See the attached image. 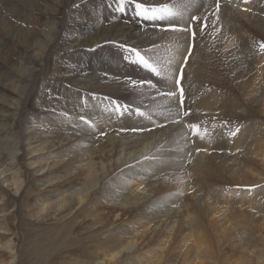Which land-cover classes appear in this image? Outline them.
<instances>
[{
    "label": "bare ground",
    "instance_id": "bare-ground-1",
    "mask_svg": "<svg viewBox=\"0 0 264 264\" xmlns=\"http://www.w3.org/2000/svg\"><path fill=\"white\" fill-rule=\"evenodd\" d=\"M157 2L171 3L172 10L184 20L193 14L208 17L203 30L206 35L196 30L201 35L193 44V53L185 66L186 79L181 85L190 88L186 96L192 101V122L200 124L203 140L195 136L186 139L185 121L168 122L176 112L173 101L147 87L132 88L126 84L129 76L118 79L116 72L97 74L108 64L101 65L103 60L94 48L112 42L147 48L159 35L169 43L155 51L166 57L162 59L164 63L169 60L168 53L175 55V62L168 68L174 66L176 70L181 53L186 54V35L154 32L162 31L168 21L143 22L130 8L121 13L117 0H2L5 11H0V264H19L20 233L11 219L18 210L22 211L19 224L32 230L39 222H55L56 236L45 242L47 253L76 245L75 232L86 226V221H90L91 233L104 230V234H111L94 241L99 242L98 246L112 239L117 243L96 249L85 264H121L123 259L129 264H201L204 259L208 261L203 264H264L259 258L264 251L259 245L264 243V219H256L254 214L264 207V53L257 54L259 46L252 41L264 42V0H220L219 19L208 14L214 11L215 0ZM77 11L93 13L95 20L97 15H103V25L87 23L76 15ZM20 21H25L24 29ZM51 30L56 31L45 35ZM39 43L48 46L44 54L47 60L53 49L62 55L63 70L57 66L58 61L54 64L62 70L56 78H46L42 57L36 53ZM216 48L220 55L211 51ZM240 48L243 60L236 59ZM9 57L16 65L6 63ZM96 57V63L88 61ZM22 65L34 77L26 75ZM148 75L153 82L158 79ZM10 80L16 85H11ZM39 80L48 82L33 92L32 86ZM202 81L218 82L220 87L216 91L210 85L205 87ZM228 81L235 86L238 96L218 92L220 88L230 89ZM201 88L208 89L202 96ZM53 90L55 96L47 101V91ZM70 92L71 102L65 94ZM87 93L128 100L133 109L139 107L146 113L139 116L133 111L121 117L106 110L111 105L98 102ZM83 96L88 101L86 105ZM85 109L93 124H106L95 126L99 133L109 131L103 138L73 126ZM213 120L215 124L207 123ZM12 121L16 124H10ZM128 124H138L144 132L121 131L136 129ZM235 125L240 131L231 143L226 139L237 128ZM151 127L154 129L147 130ZM191 139L195 145L190 159L186 154L191 148L186 143ZM218 145L225 150L226 160L218 154L210 156L209 151ZM199 147L206 151L196 154ZM27 157L28 165L23 163ZM185 157L187 162L190 160L191 178L208 191L207 197L199 189L191 191L186 187ZM231 184L243 189L235 191L229 187ZM9 195L16 202L23 199L11 212L6 200ZM31 232H25V239ZM234 237L238 239L235 241ZM189 239H194L195 244ZM223 248L238 252V261L217 258L215 249Z\"/></svg>",
    "mask_w": 264,
    "mask_h": 264
},
{
    "label": "rangeland",
    "instance_id": "rangeland-1",
    "mask_svg": "<svg viewBox=\"0 0 264 264\" xmlns=\"http://www.w3.org/2000/svg\"><path fill=\"white\" fill-rule=\"evenodd\" d=\"M175 1H178V0H175ZM0 11H5V9H4V4L2 3V0H0ZM3 4V5H2ZM167 4H171V3H167ZM3 6V7H2ZM118 6V5H117ZM4 9V10H3ZM80 11V10H79ZM79 11H77V13H76V15H81V17L82 18H84V19H86V22L87 23H90V24H93L95 27H100V25H103V15H101V17L99 16V15H97L96 16V18H97V20H95V19H92V15H93V13L92 14H86V13H88V12H84V13H81V12H79ZM93 12V11H92ZM5 15V14H4ZM7 17V16H6ZM88 17H91L90 18V20L88 21L87 19H88ZM78 18V17H77ZM2 19V17L0 16V20ZM79 19V18H78ZM9 21V20H8ZM11 21H13L12 19H11ZM25 22V21H24ZM24 22H19L21 25H22V28L24 29ZM247 29L248 30H250V25H248L247 26ZM55 32L56 30H51V31H46V33H45V35H47V34H49V33H51V32ZM144 30H141L140 32H143ZM154 32H156V33H167V32H169V31H154ZM199 32H197V34H198ZM205 32L203 31V36H205L206 35V33L204 34ZM247 34V33H246ZM54 35H56V34H54ZM201 35V33H199L198 34V36L196 35V39H198L199 38V36ZM256 35V34H255ZM224 34L221 32V38L222 39H224ZM157 37V39L156 40H154L153 42H151V43H153V44H150V45H148V47L146 48L145 46L144 47H139V46H135V47H138V48H140V49H152L153 50V52H155L156 53V55L160 58V60L162 61V59L164 60V59H166V57L163 55V54H161L160 52H158V51H155V48H158V47H163L165 44H168L169 43V41L166 39V37L165 36H163V35H159V36H156ZM196 39L194 40V41H192V43L194 44V42L196 41ZM216 40H217V36H216ZM255 41H256V39H254ZM254 40H252L253 41V45H258L259 46V44L262 42L261 40H258L259 41V44H257V41L255 42ZM118 44H121V43H118V42H112V43H109V44H107V45H100L99 47H97V48H94L95 49V53L96 54H98L99 55V58H101L102 60H103V62H101V65H102V63H105L107 66H108V68L106 69V68H102V69H100V70H97L98 72H97V74L99 75V76H103V74L104 73H108V74H110V75H112V73H110V72H113V73H118L117 75H119V76H115V78H118V79H120L121 77H123L124 79H125V77L124 76H129V78H131V79H138L139 78V80L140 79H144V78H146V77H151L150 75H148L149 73H147V71H143L140 67H138V66H136V65H133V64H131V63H128V62H126L124 59L122 60V57H123V53H122V50L119 48V47H117V45ZM122 44H123V42H122ZM129 46H133V45H131V44H128ZM153 46H156V47H153ZM48 46H42V44L41 43H39L37 46H36V53L37 54H39L41 57H42V62H41V67H43V70H45V71H47V72H45V74H46V78H51V77H57V76H59L60 75V72L63 70L62 69V66H61V61L63 60V58H62V55H61V53H55V51H54V49H53V51H52V57H50L48 60L44 57L45 55V51H46V48H47ZM104 47H105V49H104ZM218 47V46H217ZM236 47V46H235ZM218 50V51H217ZM212 52L213 51H215V53L216 54H218V55H220V53H217V52H219L220 50L218 49V48H216V49H212L211 50ZM239 51H241V54H238L237 56H236V59L237 60H243L244 59V54H242V49L240 48V50ZM254 51H256V50H254ZM260 49L259 50H257L256 52H257V54H261L262 52L260 51ZM108 54H107V53ZM117 53V54H116ZM193 53V52H192ZM264 53V52H263ZM262 53V54H263ZM122 54V55H121ZM168 54H171V55H169V60H172L173 62H172V64L175 62V55H172V53H168ZM54 55H56V58H54ZM118 56H119V58H118ZM173 56V57H172ZM171 57H172V59H171ZM191 57V56H190ZM190 57H189V59L188 60H190ZM93 59V58H92ZM92 59H89L88 61H92L91 63H93V62H95L96 63V59H97V57L96 58H94L93 60ZM108 60V61H107ZM119 62H118V61ZM58 61V64H57V66L58 67H60V68H57V67H55L54 66V64L56 63ZM109 61H111L110 62V64L112 65H110L109 64ZM114 62V63H113ZM116 62L118 63V65L116 64ZM125 62V63H124ZM163 62V61H162ZM177 62V61H176ZM189 62V61H188ZM6 63L8 64V63H10L11 65H16L14 62H13V57H9L8 59H7V61H6ZM119 63H120V65H119ZM127 63V64H126ZM45 64H47V67H48V69L46 68V66H45ZM113 64H114V66H113ZM125 66H124V65ZM129 64V65H128ZM188 64V63H187ZM99 65V64H98ZM117 65V66H116ZM118 66H121V67H118ZM134 68H133V67ZM177 66V65H176ZM186 66V65H185ZM22 67L25 69V74L26 75H29L30 77H34V75H33V73H32V71L30 70V69H28L27 68V66H25V65H22ZM111 67V68H110ZM118 67V68H117ZM123 67V68H122ZM128 69H127V68ZM136 68V69H135ZM170 68H172L171 70H170ZM169 69V70H168ZM167 70H168V72L169 73H172V72H174V70H175V68H174V66L172 67H169ZM185 69H186V67L184 68V73H185ZM124 70V71H123ZM222 70H223V68H222ZM100 71V72H99ZM103 71V72H102ZM141 71L142 72H144L143 73V75H142V73H141ZM137 72V73H136ZM145 74V75H144ZM115 75V74H114ZM138 75V76H137ZM143 76V77H142ZM146 76V77H145ZM224 77V76H223ZM150 79H152V77L150 78ZM184 79H186L185 78V75H184ZM183 79V80H184ZM183 80H182V82H181V85H182V83H184L183 82ZM9 83H11V85H16L12 80H10V81H8ZM47 82L48 81H43V80H39L38 82H36L35 84H33V92H37L39 89H38V87H42V86H45L46 84H47ZM103 83V80H101V84ZM201 83H205V87H207V85H210L211 87H214L215 89H216V91H217V88H219L220 86H219V84H218V82H213V84L212 83H206V82H204V81H202ZM227 86H229V88L230 89H225V88H220L219 90H218V92H220V91H222V92H225V93H227V94H230V96H238V92L236 91V89H235V86H233L232 84H230L229 83V81L227 82V84H226ZM24 86V85H23ZM185 86V85H184ZM184 86H182V87H184ZM216 86V87H215ZM186 87V86H185ZM184 87V89H185V108H191V106H190V103L192 102L191 100H188V98H187V94H188V92H189V90L188 89H190V88H185ZM69 89H71V87H68ZM202 89V92L200 93V96H202L205 92H206V89L205 88H201ZM215 89H214V91H215ZM194 90H195V86H194ZM205 90V91H204ZM208 90V89H207ZM204 91V92H203ZM47 92H49L48 93V95L50 96V98H48L47 99V101H49L52 97H54L55 96V91L53 90V92L52 91H47ZM50 92H52V93H50ZM66 95H68L69 97H67V100H70V102L73 100V95H72V93L70 92V93H65ZM73 94H78L77 92L75 93V91H74V93ZM87 95L88 96H95V97H100L101 99H97V101L98 102H101V103H103V104H107L106 102H104V100L102 99L104 96H98V95H95V94H88L87 93ZM87 96V97H88ZM108 97V96H107ZM68 98H70V99H68ZM111 98H113V99H116V100H121L120 101V103H122V104H124V103H127V102H129L128 100H122V99H118V98H114V97H111ZM96 100V99H95ZM199 100H201V99H199ZM82 102H85V105L86 104H88V101L86 100V96H83L82 97ZM198 103H199V101H198ZM75 104H77V103H75ZM198 105V104H197ZM196 105V106H197ZM78 110V112L79 113H82V111H80L79 109H77ZM88 111V109H85L84 110V112H83V116L87 119L88 117H90V116H88V115H86V114H88L89 112H87ZM142 111V110H141ZM85 112H86V114H85ZM143 112V111H142ZM146 113V112H145ZM86 116H88V117H86ZM79 117L80 116H78V121L76 122V124L77 125H73V126H75L76 128L75 129H83V128H85V129H87V130H89V131H91L92 133H96L95 135L97 136L96 138H103V136L104 135H100V133H99V131L98 130H96V127L95 126H97L98 127V125L99 124H103V123H101V122H99L98 121V124H93L94 125V127H90L89 128V126H87V125H85L80 119H79ZM190 119H191V117H193L192 116V114H190L189 116H188ZM188 117H185L184 118V121L185 122H187V123H189V124H192L193 122L192 121H194L195 119H194V117L190 120ZM90 119H92V120H94L95 121V118L94 117H91ZM190 120V122H189V120ZM194 119V120H193ZM98 120V119H97ZM208 124H215V122H214V120H213V122H207ZM10 124H16V122H14V121H12ZM241 124V123H240ZM242 124H244V123H242ZM104 125H106V124H103V126ZM162 125V126H161ZM79 126V127H78ZM127 126H134V127H136V129H139L138 128V124L137 125H134V124H128ZM126 126V127H127ZM107 127V126H106ZM160 127L161 128H163V127H165V125H163V124H160ZM235 127H237L236 125H235ZM125 128V127H124ZM185 128V127H184ZM91 129V130H90ZM154 129V127H151L150 129L148 128L147 130H149V131H151V130H153ZM103 130H104V127H103ZM105 130H108V129H105ZM187 130V133H188V129H186ZM109 131H105V133L107 134ZM135 132H138L139 134L140 133H143L144 132V130L143 129H141L140 131H135ZM99 134V135H98ZM192 138V137H191ZM231 138H233L232 136H228V139H226L227 141L229 140L231 143H232V140L233 139H231ZM191 141H194V139H191V140H189V143H186L187 144V146H188V148H191V150H190V152L188 153V154H186V156L189 158L190 157V159H191V157H193V155H194V152H192V150L194 149L193 147H194V143H192ZM220 145H218V146H216V148H214V149H212V150H210L209 151V153L211 154L210 156H217V154H218V156L219 157H221V158H223L224 160H226L225 159V157H224V155H226V153H225V150L224 149H221V148H223L222 146H220ZM219 147V148H218ZM200 149L202 148V147H199ZM203 149V148H202ZM217 149V150H216ZM214 150V151H213ZM219 150V151H218ZM221 150H223V153H222V151ZM201 152H202V154H203V151H200V152H197L196 151V154H201ZM46 156V155H45ZM41 157H44V156H41ZM187 157H185L186 158V160H185V164H186V166L184 165L183 166V168H184V173H185V179H187V183H186V187L189 189V190H196V189H199V192H201V194H204L206 197L208 196V191L206 190V189H201L200 188V186L199 185H197V183L194 181V179L193 178H191V176H190V165H189V161L187 162V160H188V158ZM259 158L261 157V154L258 156ZM29 161H30V159H29V157H27V158H25L24 160H23V163L24 164H29ZM187 169V170H186ZM138 172L140 171V169L139 170H137ZM189 179V180H188ZM224 183V182H223ZM0 185H2V183H0ZM233 184H231V186H229L230 188H232L233 190H235V191H237V190H239L240 188L241 189H243V187H233L232 186ZM253 186V185H252ZM252 186H248V188L249 187H252ZM192 187V188H191ZM199 187V188H198ZM228 187V188H229ZM254 187V186H253ZM195 188V189H194ZM5 189L7 190V191H9V189L7 188V186L5 187ZM231 190V189H230ZM263 191H264V189H263ZM263 195H264V192H263ZM183 200H184V198H182ZM217 202H219V204L220 205H222V204H224V202H221L220 200H218V199H216V198H214ZM6 200H8L9 202H8V210H10V212H11V210H13V208H18V206L22 203V201H23V199L22 198H19V201L18 202H16L15 201V199H13V197L11 196V195H9L8 197H7V199ZM182 200V201H183ZM260 210V211H259ZM259 210L257 211V212H255L254 214H256L257 216L255 217L256 219H264V213H262L261 214V211L262 212H264V207H260L259 208ZM19 211V210H18ZM17 211V215L16 216H14V214H12L13 216L11 217V219L13 220V222H12V220H10L12 223H14L16 226H17V231L20 233V240H19V243L21 244V252L19 253V257H18V261H19V264H85V263H87L90 259H92L93 258V254H95V252L97 251V250H100V248L101 249H104L103 247H105V248H108L110 245L111 246H114L117 242L114 240V239H112L113 241H108V242H105V241H103V242H100L101 244V246H98L97 244L99 243H97L96 241H94V239H96L97 241L99 240V237L102 239V238H107V237H109L111 234H109V235H106V234H104V230L102 231V232H100L99 231V233L98 232H94L93 231V233H91L90 232V229L92 230V228H90L89 227V225H90V221H86L84 224L86 225V226H84V227H80V228H78L77 230H76V232H75V235L77 236V241H76V245L75 244H73V246H71V245H69L68 247H63V248H60V249H57V250H55V251H52V252H50V253H47V249L46 248H44L45 247V245H46V243L45 242H48L49 240H52V239H54L55 238V234H54V231H53V228L55 227V222L54 221H49V222H39L38 224H36L35 225V227L33 228V230H32V227H30V226H21V224H19V216L21 217V215H22V211H19L18 212ZM17 217V218H16ZM260 217V218H259ZM15 219H16V221H15ZM30 231H32L31 232V234L29 233V238L28 239H25V237H24V234H25V232H30ZM31 235H33V238H31ZM98 235H100V236H98ZM102 235H104L103 237H102ZM98 236V237H97ZM112 236V235H111ZM75 237V236H74ZM237 237V236H236ZM235 238V237H234ZM238 238H235L234 240L236 241ZM34 240V242H33V244L31 245V242ZM104 240V239H103ZM92 241H94V242H92ZM189 241H190V243L192 244V245H194L195 244V242H194V239H189ZM238 242V241H237ZM261 243V244H260ZM259 243V245L260 246H262V247H260V249H264V243L263 242H260ZM97 246V247H96ZM39 248H41V251L40 252H38V250H39ZM97 249V250H96ZM215 253H216V257L217 258H221V259H233L235 262H237L238 261V258H239V253L238 252H234V253H232L228 248H223L222 249V251H220V250H217V249H215ZM259 254V253H258ZM261 256V257H260ZM260 256H259V258H261V260H262V262L264 263V251H262V253L260 254ZM180 257V256H179ZM177 258V262H178V260H180V258ZM258 259V258H257ZM204 261H208V260H202V263L201 264H203V262ZM119 263H121V264H129V262L128 263H126V261L123 259V260H121V261H119ZM218 263H220L219 262V260H218ZM256 264H258V263H256Z\"/></svg>",
    "mask_w": 264,
    "mask_h": 264
},
{
    "label": "snow or ice",
    "instance_id": "snow-or-ice-1",
    "mask_svg": "<svg viewBox=\"0 0 264 264\" xmlns=\"http://www.w3.org/2000/svg\"><path fill=\"white\" fill-rule=\"evenodd\" d=\"M230 2V0H229ZM248 3V0H244ZM118 8L117 10L121 13L126 12L129 8L135 17H138L143 22H153L158 24L159 22L168 21L166 27H162V31H171L174 33H182L186 35L185 41V52L181 53L182 60L176 66V70L172 73L167 71L168 66L172 64L171 60L166 63L162 62L160 58L153 52L152 49H140L135 46H129L126 44H118L123 53V59L140 67L142 70L149 72L156 79L153 82L152 79H140L133 80L131 78L126 79V84L130 85L132 88L136 87H147L149 90H154L157 95L165 97L170 101H173L176 105V112L174 118L170 119L169 123H181L184 118L191 114L192 109L188 108L185 110V89L181 86V82L184 79V67L188 63V58L193 52V43L196 39L197 28L203 33L204 28L207 27V15H191L187 20H184L180 13L174 12L172 8L167 3H159L157 0H117ZM220 0H215L214 11L208 13L213 15L216 19H219L220 12ZM248 9H245L247 11ZM195 25V27H194ZM156 47V46H153ZM259 49L264 52V42L259 44ZM164 81V83H161ZM158 85H160L158 87ZM94 99H101L100 97H93ZM107 104L111 105V109H106L118 113L121 117L131 112L139 116H144L145 113L140 110L139 107L132 108L130 103L121 104L119 100L113 99L111 97L102 98ZM79 119L89 127H94L92 121L86 119L84 116H80ZM150 119V117H149ZM225 125L227 122H224ZM162 126V125H161ZM185 128L188 129L186 133V139H190L192 136L198 137L199 139H204L205 137L201 135V127L198 123L188 124L185 122ZM140 131L141 129H122L121 131ZM240 128L237 127L235 131L229 133L230 136L234 137ZM100 135H106V133L101 132ZM205 135H207V130L205 129ZM195 143V141H191ZM197 152L206 151V149H196Z\"/></svg>",
    "mask_w": 264,
    "mask_h": 264
}]
</instances>
